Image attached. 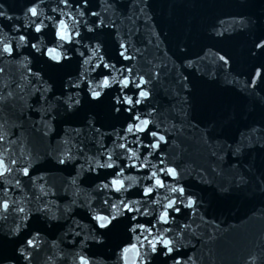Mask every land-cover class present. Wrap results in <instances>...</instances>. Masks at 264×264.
I'll return each instance as SVG.
<instances>
[{
    "label": "water",
    "instance_id": "95a60500",
    "mask_svg": "<svg viewBox=\"0 0 264 264\" xmlns=\"http://www.w3.org/2000/svg\"><path fill=\"white\" fill-rule=\"evenodd\" d=\"M34 4L38 16L28 11ZM58 20L72 42L57 37ZM37 23L46 25L40 33ZM260 38L264 0H89L87 7L83 0L67 7L62 0H0V201L11 205L0 209V264H80L81 255L91 264H264V81L247 85L253 67L264 63L253 48ZM5 44L15 45L11 55ZM122 44L131 61L121 59ZM53 47L70 61L51 59ZM208 49L227 53L232 70L211 57L198 70L186 67ZM125 77L146 78L150 96L123 87ZM94 91L103 99L93 100ZM133 115L151 121L147 135L126 131L129 122L147 127ZM153 172L164 178L163 188ZM113 178L123 180V190ZM146 186L154 188L150 197ZM181 186L186 195L173 191ZM172 200L180 211L170 210L171 221L161 223ZM120 201H138L137 220ZM117 209L118 223L102 230L94 213ZM138 223L151 232L130 231ZM157 238L170 239L174 251L153 252L149 241ZM130 243L140 257L131 249L124 261L121 248Z\"/></svg>",
    "mask_w": 264,
    "mask_h": 264
},
{
    "label": "snow or ice",
    "instance_id": "6c2138e0",
    "mask_svg": "<svg viewBox=\"0 0 264 264\" xmlns=\"http://www.w3.org/2000/svg\"><path fill=\"white\" fill-rule=\"evenodd\" d=\"M62 2L64 3L65 7H67L69 5V0H62ZM84 6L87 7L89 0H83ZM76 7H79V5H76ZM28 11L33 15V16H38L40 14V9L38 7V5L34 4L32 7H30L28 9ZM84 13L82 12L81 15H83ZM91 15H93L94 17L97 15L95 12L91 13ZM51 19V18H49ZM221 24H223V21L220 22ZM233 23H236V21H233ZM239 23L241 24V26L243 25V21H239ZM61 24H63L65 26V28L67 29L68 26L66 24V22L64 20H58L56 25H54L53 27L56 29V35L60 40L63 41H68V42H72V34L71 32L67 33V37H65L64 35L61 34ZM46 25L42 24V23H37L35 25V31L40 33L45 29ZM215 31V29H214ZM216 35L218 37H221L224 35V31H216ZM76 37H80V33L76 32L75 33ZM22 40H26V37H21ZM33 48H36V45H32ZM101 46L99 44L96 45V48L99 49ZM127 44H122L121 48L124 51H121L120 56L122 60H127V61H131L132 57L127 55ZM15 45H11V44H5L3 45V51L7 52L9 55H11L14 51ZM253 48L259 51L260 55H264V38H260L257 41H255L253 43ZM39 51V49H37ZM53 51H57V49L55 47L53 48H49L47 49V53L49 54L50 58L53 59L56 63H60L61 61H70L71 57H67V56H63L62 54H60L59 58L57 59L54 56H51V53ZM184 51H186V49H184ZM221 51H215L213 52L211 49H208L203 55L198 56L196 60H192L189 59L186 62V67L190 68V69H194V70H198V64L200 62H203L205 59H208L209 57L212 58V63L216 65V67L222 68V69H226L229 72L232 70V63H231V58L227 53L221 54ZM93 53H95V51H93ZM255 54V53H254ZM79 55L81 56H85V53L80 52ZM84 63H88L87 58L84 60ZM96 69L99 68H106V69H111L113 67H115L112 64H108V63H97V65L95 66ZM129 73H131V69L127 70ZM163 71V69H161V72ZM161 73L158 72L156 75L159 76ZM216 70L214 72H208V76L209 78L215 77L216 76ZM183 80L186 82L184 84V87L187 88V81L189 80L188 76H183ZM264 81V63H260L259 66H255L253 67L252 71L248 74V78H247V85L251 88H258L259 84ZM102 83L105 87L109 86L110 84V79L108 76H104L102 79ZM122 84L123 87L127 88V87H131V86H135L138 89L139 95L144 97L145 99L148 98V96H150V93L144 91V87L145 85L148 83V80L144 77L140 78V82H135L133 81L130 77H125L124 80H122L120 82ZM93 100L99 101L101 99H103V95L100 91H94L90 93ZM78 103V102H77ZM127 104L130 105V107H128L126 110L131 113L132 112V107L131 105L134 104V101L132 99H128L127 100ZM117 111H121V109H117ZM132 120H136L144 125H146L147 127H138L136 125H133L131 122H129V124L127 125V129L126 131L128 132H132L133 128L136 127L137 132H141L144 133L145 135L148 134V128L151 127V121L150 120H142L140 116L138 115H133L131 117ZM255 131V129L253 130ZM151 135H153L154 137H156L158 134L157 133H151ZM159 140L160 141H165V138L163 136H159ZM121 147H126V145H121ZM152 147H155L157 149H159L160 144L156 143L153 144ZM129 151H131V149H129ZM240 152V146L238 145L234 152L233 155H235L236 153ZM107 159L109 161H111L113 159L111 154H108ZM61 164L65 163V160H60L59 161ZM103 166V165H101ZM135 164L133 163V165H130V167H134ZM107 167L111 168L112 164L109 163L107 165ZM168 174H170V177L172 179L177 178L178 176V172L175 168H168L167 170ZM24 175H31V170L30 169H24ZM152 177H155L154 179V185L158 186L159 188H163L165 186V180L164 178H162V176L157 175V173L153 172L151 173ZM73 183H77V180L75 178H73L72 180ZM111 185L115 187L116 191H121L124 189V183L123 180H118L113 178L111 180ZM104 188L109 187V184L105 183L103 184ZM179 191L181 195H186V190L181 186L178 189L174 188L173 191ZM79 191V190H78ZM143 194L145 197H150L151 195L154 194V188L151 186H146L143 189ZM120 203L123 205V212L127 213V214H131L129 217L132 220H137V216H135L134 214L136 212L139 211V208H134L132 207V203H138V201H134V202H130V203H124L123 201H120ZM175 201H169L168 205H167V210L163 211L160 216H159V220L161 223L167 224L169 223L170 220V210L175 209L177 212L180 211L179 208L175 207ZM195 205V201L192 200L191 198H189V203L188 205H186V207L192 208ZM113 208H116V205L112 206ZM0 209H3L5 212L9 211L11 209V205L9 204V202L7 200H3L0 201ZM21 212H24V209H20ZM115 215H111V216H107L101 213H94V219L97 222H102L99 224V226L101 227L102 230H107L110 228H113L119 221L120 219V209H117L116 212H114ZM55 218V217H53ZM145 228H148L149 232H151V228L147 227L145 224H137L134 225L130 228V231L132 232H136L138 229L139 230H143ZM37 236L39 235L38 233L36 234ZM149 243L152 246V250L153 252H157L159 250L160 247H164L167 249V254H171L174 249L172 248V241L168 238H163L162 240L160 238H157V240L154 241H149ZM27 244L29 247H35L36 246V241L34 239H29L27 241ZM131 249H136V257H140V253L138 250V246L135 243H130V244H126L121 248V258L124 261L128 260V253ZM21 254H24V249H21ZM26 259H30V256L25 255ZM80 259V264H91V261L89 258H87L84 255H81L79 257ZM135 264V262H134ZM145 264H147V260H145ZM175 264H182V260L181 259H177L175 261Z\"/></svg>",
    "mask_w": 264,
    "mask_h": 264
},
{
    "label": "clouds",
    "instance_id": "9594fccd",
    "mask_svg": "<svg viewBox=\"0 0 264 264\" xmlns=\"http://www.w3.org/2000/svg\"><path fill=\"white\" fill-rule=\"evenodd\" d=\"M61 34L64 35L65 37H67V30L65 28V26L63 24H61ZM96 53H93V55H95ZM51 55H53L54 57H56L57 59L60 56L59 52L53 51L51 53ZM113 215H115V213H113ZM130 259L134 260V253L130 255Z\"/></svg>",
    "mask_w": 264,
    "mask_h": 264
}]
</instances>
